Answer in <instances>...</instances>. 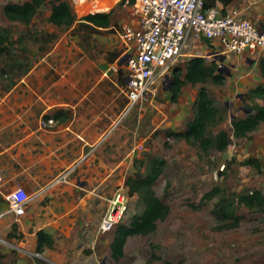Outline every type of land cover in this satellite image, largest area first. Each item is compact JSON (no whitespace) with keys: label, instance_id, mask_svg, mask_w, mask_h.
Segmentation results:
<instances>
[{"label":"rangeland","instance_id":"374dc122","mask_svg":"<svg viewBox=\"0 0 264 264\" xmlns=\"http://www.w3.org/2000/svg\"><path fill=\"white\" fill-rule=\"evenodd\" d=\"M24 1L0 0V28L9 35L0 57V208L8 207L7 196L19 185L30 193L49 187L20 220L11 213L0 220L3 264H264V206L237 199L264 191V121L246 136L233 129V120L246 117L248 108L264 107L254 91L264 87V51L221 60L209 55V42L199 41L170 68L169 81L163 77L126 111L129 71L123 58L134 48L122 33L137 22L134 4L115 0L97 8L103 0H66L75 20L60 25L50 20L60 0H46L29 24L10 19L5 5ZM255 1L262 12L251 19L264 23V0ZM97 12L110 13L111 24L100 27L83 18ZM195 56H204L225 81H187L174 99L170 84L175 74L185 78ZM202 86L217 108L206 135L227 130L225 150L174 134L187 130ZM49 117L53 126L41 122ZM156 167L161 172L151 180ZM149 181L169 212L153 231L130 235L116 260L111 242L121 225L143 213ZM118 190L127 197L126 213L102 231L101 218ZM226 198H235L230 218L222 215ZM40 229L52 237L44 250L37 249L34 235Z\"/></svg>","mask_w":264,"mask_h":264},{"label":"built area","instance_id":"2783aa9c","mask_svg":"<svg viewBox=\"0 0 264 264\" xmlns=\"http://www.w3.org/2000/svg\"><path fill=\"white\" fill-rule=\"evenodd\" d=\"M133 4L137 22L126 25L122 33L129 47L134 48V51L128 48L130 52L124 56L129 71L126 111L162 84L163 77L168 78L170 68L179 62L186 49L206 41L204 37L215 44L209 55L221 60L230 53L264 51V26L237 9L224 13L219 5L206 7L205 0H135ZM55 121L54 117L41 118L45 125L53 126ZM63 178L57 177L55 181ZM48 187L36 193L22 186L15 188L7 196L8 207L0 208V220L10 213L20 220L29 202ZM126 209L127 197L118 190L101 218L100 229L109 231L115 227Z\"/></svg>","mask_w":264,"mask_h":264},{"label":"trees","instance_id":"16d2710c","mask_svg":"<svg viewBox=\"0 0 264 264\" xmlns=\"http://www.w3.org/2000/svg\"><path fill=\"white\" fill-rule=\"evenodd\" d=\"M46 0H25L24 2H8L5 5V13L12 20H19L26 24H29L39 8L44 4ZM233 0H205L206 7H212L217 5L223 6L224 13H227V6ZM135 0H123L124 4H133ZM88 22H91L100 27H107L111 24V14L107 12L89 13L83 17ZM50 20L56 24H71L75 20V14L72 11L70 4L66 0H60L53 4L52 14ZM9 35L0 28V57L8 51ZM261 68L264 75V57L261 59ZM211 78L217 83H223L225 81V75L223 73H214L206 63L204 56H195L190 59L187 65V71L185 78H182L181 74H175L174 80L170 84V89L173 91L174 99L177 98L182 86L191 82H204ZM254 91L259 92L260 96L264 98V87L258 86ZM195 116L189 121L188 128L184 132H175L174 134L185 136L187 139L195 138L201 141V144L208 148L211 145H215L220 150H225L230 143V134L227 130L221 129L214 136H207L208 125L214 119L217 114V108L214 105V101L209 94V90L206 86H202L198 98L195 101ZM256 109V112L249 114L247 117L237 118L233 120L234 133L237 136H246L249 132L259 127L260 123L264 121V107L257 105L252 107ZM246 163L253 162L251 158L246 159ZM161 172V168L156 167L153 174H151V180H155ZM147 183V181H141ZM148 182L145 190L146 207L141 215L135 216L129 226L121 225L118 229L114 240L111 242L112 255L116 260H119L125 254V245L130 235L134 234H147L153 231L157 227L159 219L166 216L169 212V206L162 201V199L152 189V185ZM220 189L213 188L204 194V197L212 196ZM227 203H224V211L222 215L225 218L233 216L232 211H228V208L235 202V198H226ZM239 202L244 203L249 207L264 206V193L260 189L249 190L247 192L240 193L237 196ZM239 223V217L236 218V225ZM38 250H43L47 244L52 243V237L45 234L43 230H39ZM0 264L2 263L0 257Z\"/></svg>","mask_w":264,"mask_h":264},{"label":"crops","instance_id":"0c3cea01","mask_svg":"<svg viewBox=\"0 0 264 264\" xmlns=\"http://www.w3.org/2000/svg\"><path fill=\"white\" fill-rule=\"evenodd\" d=\"M250 3H251V8H250ZM219 6H221V7H223L221 4L219 5ZM235 9H237V10H239V11H241L242 12V14H244V15H246L247 17H249V18H251L253 15H254V13L255 12H257V14L256 15H254V17H253V19H257V20H259L260 19V17H258L260 14H261V12H262V9H261V5L260 4H258V2H256L255 0H233L228 6H227V11H232V10H235ZM246 10H248V11H246ZM264 12V11H263ZM254 20V21H255ZM259 23L261 24V25H263L264 26V23L262 22V21H259ZM199 43V42H198ZM196 44H197V42H196ZM190 48V47H189ZM210 48H211V46H210ZM209 51V50H208ZM263 51V50H262ZM258 54V53H257ZM260 64H261V62H260ZM248 109H250V110H252L251 112L250 111H248L249 113H248V115L249 114H253V113H255V112H253V110L254 109H252V108H248ZM247 109V110H248ZM247 115V116H248ZM246 116V117H247ZM263 122V121H262ZM252 132V131H251ZM20 186V185H19ZM261 190V189H260ZM46 191V190H45ZM262 191V190H261ZM38 192V191H37ZM263 193H264V191H262ZM36 193V192H35ZM41 193H43V192H41ZM40 193V194H41ZM39 194V195H40ZM38 195V196H39ZM40 230H42V229H40ZM38 232H39V230L38 231H35V234L34 235H37V238H36V241H37V249H38V241H39V235H38ZM44 250V249H43ZM3 263V262H2ZM16 264H18V263H16Z\"/></svg>","mask_w":264,"mask_h":264},{"label":"bare ground","instance_id":"6f19581e","mask_svg":"<svg viewBox=\"0 0 264 264\" xmlns=\"http://www.w3.org/2000/svg\"><path fill=\"white\" fill-rule=\"evenodd\" d=\"M80 2H83V1H80ZM114 2H115V0H103L102 2H100L99 4H97V8H108Z\"/></svg>","mask_w":264,"mask_h":264},{"label":"water","instance_id":"95a60500","mask_svg":"<svg viewBox=\"0 0 264 264\" xmlns=\"http://www.w3.org/2000/svg\"><path fill=\"white\" fill-rule=\"evenodd\" d=\"M204 39H205L207 42L210 43V46H211L212 48H215V44H213L211 38H209V37H204ZM225 58H226V56H223V59H225ZM126 59H127V56L123 58V61H125ZM248 111H250V109H248ZM102 264H104V262H103Z\"/></svg>","mask_w":264,"mask_h":264}]
</instances>
